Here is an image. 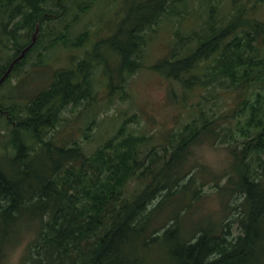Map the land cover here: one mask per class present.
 Listing matches in <instances>:
<instances>
[{
	"label": "trees",
	"instance_id": "16d2710c",
	"mask_svg": "<svg viewBox=\"0 0 264 264\" xmlns=\"http://www.w3.org/2000/svg\"><path fill=\"white\" fill-rule=\"evenodd\" d=\"M66 1L71 0H0V69L5 71L30 44L37 25V43L13 67V76L43 42L39 62L45 66L59 45L77 51L94 39L87 31L71 37L68 29L95 0L76 8L67 31L52 29L60 25L52 15L67 19L74 10ZM185 1L129 5L115 25L104 21L106 38L77 56L75 64L51 74L47 88L4 108L15 127L6 135V149L13 151L7 158L12 175L0 165V264L6 242L20 230L14 231L13 224L26 212L34 219L22 228L33 231L35 242L22 264H144L172 234L175 249L162 257L174 264H264V20L258 15L264 0H229L226 6L225 0H193L200 24L177 30L174 53L153 67L181 84L186 94L209 89L206 103L214 96L227 99L217 109L186 108L194 110L193 117L159 143L154 135L129 130L135 114L92 152L84 151L75 131L64 143L54 135L62 110L82 107L78 114L88 119L82 141L92 140L99 116L93 106L98 105L96 94L105 88L107 98L130 99L127 80L144 69L149 39L163 19L188 17L187 7L178 8ZM198 143L230 151L223 184H213L222 198L237 202L231 214L239 228L235 238H229L224 224H209L188 236L182 223L177 227L180 208L190 209V202L205 198L189 165L190 150ZM38 159L44 161L40 167L34 164ZM164 209L170 215L157 220ZM8 228L13 238L7 237Z\"/></svg>",
	"mask_w": 264,
	"mask_h": 264
},
{
	"label": "rangeland",
	"instance_id": "374dc122",
	"mask_svg": "<svg viewBox=\"0 0 264 264\" xmlns=\"http://www.w3.org/2000/svg\"><path fill=\"white\" fill-rule=\"evenodd\" d=\"M85 1L87 0H77V3L82 4ZM144 1L95 0L90 10L80 18L78 23L71 25L70 30L73 28L71 33L68 29L71 37H76L87 31L90 35L89 39H94L81 46L77 51H69L70 47L66 50L63 49L65 46L59 45L60 47L54 51L57 53L56 57H53L47 64L45 63V66H42L39 62L43 59V56L39 58L40 53L43 55L41 47L46 43L43 42L39 46V49L24 63L21 72L18 75H14L6 85L1 87L0 101L8 104L4 105L5 107L17 103L21 105L30 96L47 88L51 74L57 69L68 67L72 61L75 64L78 60L77 56L83 57L87 51L92 49L94 42H100L106 38L108 28L104 24V21L107 23L111 21L115 25L128 9L127 7H137ZM189 1L190 3L186 0L178 6L181 10H185V7H187V11L189 10L186 19L180 21L176 18L177 16H174L175 18L172 20L163 19L157 32H153L154 34L149 39V44L145 48L144 69L128 77L127 88L130 93V99L124 101L119 98H107L108 95L105 88L100 89L99 93L96 94L98 105L94 103L93 106H97L95 111L99 116L96 118L97 126L91 132L92 140L82 141L83 130L88 124L87 116L85 114H78L82 107L72 108L68 106L62 110L60 123L55 128L54 135L58 137V142L64 143L65 140H70L71 133L75 131V136L83 144L84 151L92 152V150L102 145L105 140L112 137L121 123L128 121L131 115L135 114V120L127 123V127L130 128L129 130L133 132L136 130L138 133L145 132L147 135H151V137L154 135V141L159 143L164 140V135L169 131H178L184 123L193 117L191 114L194 110L188 111L186 108L201 105L202 108L211 107L217 109L216 105L227 101V99L220 96H214L210 102L206 103L203 96L208 95L209 89L198 88L195 92L186 94L181 84L164 77L159 71L153 69L157 63L168 58L170 53H174L175 46L173 42L176 38L175 32L177 30L186 32L189 28L197 27L200 24V20H198L199 13L197 12L198 10L196 11L197 6L194 5L195 2L193 0ZM228 1L225 0L224 6L227 5ZM66 4L71 5L73 9L77 8L72 1H66ZM189 4L194 6H189ZM75 13L76 10H73L71 15L67 16V19H64L65 17L63 18L62 16L61 20L56 21L60 25L56 27L53 24L52 29L67 31L65 26H70L68 23L73 21L71 20V16ZM258 15L264 20V7ZM112 31L113 29L110 33ZM96 76V81L99 82L102 77L101 73L98 72ZM219 108H222V106ZM90 109L92 110L93 107H90ZM10 128L11 126L5 120H3V123L2 120L0 121V154L4 152L8 153L5 159L0 160V165L9 176L12 175L13 171L10 170V162L7 160V158L13 155L11 154L13 151L8 152L6 149V135L9 133ZM51 131L50 129L49 132L51 133ZM188 157L189 165L194 168L193 178L195 179V186L205 198L203 197L202 200L194 201V203L190 202V204H194L190 209L180 208L177 223L172 221L170 225L175 226L177 224L178 227L182 223L181 231H183L184 236H188L207 227L209 224H224L226 225V229L230 231L229 238L237 237L239 228L232 224L235 220L231 216L232 206H235L237 202L232 197L229 198V196L222 198L218 188L213 184L214 181H218L220 185L224 182L225 173L228 171L231 163L229 149L224 145L211 146L198 143L191 148ZM34 164L40 167L41 164H44V161L43 159H38ZM213 175H216L215 178ZM203 182L206 184L203 185ZM185 204H188V202ZM169 215V210L164 209L158 213L157 220L161 221ZM31 216H34L32 212H26L22 218L17 219L13 224L15 225L14 231L20 230L15 239L6 242L4 264H22L29 251V247L34 245L33 231L28 230L29 228L27 229L26 226L22 228L28 222H33L34 218ZM228 223L231 225H227ZM1 236L2 234L0 233ZM14 236L9 229L7 237L13 238ZM172 236L173 234L164 240L162 245L157 246L153 252L154 257H147L144 264H174L169 259L165 260L162 257L167 250L175 249ZM259 257L260 254L258 255Z\"/></svg>",
	"mask_w": 264,
	"mask_h": 264
},
{
	"label": "water",
	"instance_id": "95a60500",
	"mask_svg": "<svg viewBox=\"0 0 264 264\" xmlns=\"http://www.w3.org/2000/svg\"><path fill=\"white\" fill-rule=\"evenodd\" d=\"M38 33H39V28L37 27L34 34H33L32 42L21 52V55L12 63V65L9 67L8 71L5 73V75L0 80V84L4 81V79L7 77V75L11 71V68L14 65V63L18 62L25 55V53L27 51H29L33 47V45L36 43Z\"/></svg>",
	"mask_w": 264,
	"mask_h": 264
}]
</instances>
